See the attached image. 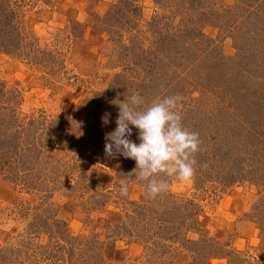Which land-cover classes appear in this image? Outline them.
I'll return each instance as SVG.
<instances>
[{"label":"rangeland","instance_id":"rangeland-1","mask_svg":"<svg viewBox=\"0 0 264 264\" xmlns=\"http://www.w3.org/2000/svg\"><path fill=\"white\" fill-rule=\"evenodd\" d=\"M182 1L134 0L129 7L126 0H22L25 55L38 59L0 50V103L6 117L37 132L45 146L40 160L25 151L14 162L0 150V264H149V246L134 235L128 217L134 205L155 199L135 179V161L109 157L104 149L105 135L117 127V103L140 95L150 105L162 89L153 86L156 78L182 98L183 127L202 144L191 180L164 178L166 193L193 221L178 235L194 245L168 242L174 251L158 258L167 264H264V5L205 0L209 17L201 24L203 9L182 3L177 10ZM187 24L199 28L197 46L183 38L171 44L167 27ZM186 46L188 53L181 52ZM169 53L177 65L165 70ZM183 54L201 58L185 64L206 68L201 85L208 82L209 90L197 87L200 73L193 68L194 75H184L196 91L180 93L184 84L175 81ZM166 97L173 95L158 100ZM199 104L207 118L193 114ZM29 179L40 187L28 189ZM122 183L127 196L120 195ZM162 209L153 204V216ZM60 232L67 235L63 250L56 245Z\"/></svg>","mask_w":264,"mask_h":264},{"label":"trees","instance_id":"trees-1","mask_svg":"<svg viewBox=\"0 0 264 264\" xmlns=\"http://www.w3.org/2000/svg\"><path fill=\"white\" fill-rule=\"evenodd\" d=\"M167 1H170V0H157L156 4L163 5ZM183 1H185V2H183ZM183 1L180 2V5L176 4L177 10H179V8H181L182 3L187 6L186 7L187 10H189V9L190 10H197L200 12V10L203 9V12L199 13L200 16L203 17L201 24H206V22H208L207 20H204V19L209 17V14H207L204 11L205 8L202 7L203 2L205 0H191V1L190 0H183ZM188 1H189V3H187ZM256 2H258V6L261 4L264 5V0H256ZM195 3H197V5L200 4L201 6H199L197 9H195L196 8ZM22 4H23L22 0H0V50L8 51V53H15V52L21 53V55H23L25 57L27 56V58H29V60H31V61L37 60L38 56L33 57V55L31 56V53H29V52L27 53V55H25L24 47H25V44H27L26 40H27V36L29 35V32H28L27 28L22 25L23 21H21L22 15H21V11H20V9L22 8L21 7ZM133 4H134V0H126V6L133 7ZM212 13H213V11H211V14ZM182 23H184V22H182ZM191 28H190L189 24L184 25V27H180V29H178V30H175L174 28H171V27H167V33H168L167 35L171 38L170 39L171 44H173V45H175L176 43L178 44V39L183 38V40H182L183 43H188V44L190 43V44H192L193 47L197 46V36L201 37L202 35L199 31V28H196V29H194V28L191 29ZM172 30L173 31L175 30V33L171 34L170 31H172ZM167 48L169 49V52L171 49H174L172 46L170 47V45ZM186 48L182 49L183 51H181V52L188 53V50L190 47L186 46ZM27 51H30V48ZM175 53L176 52H174L173 54H175ZM169 54L170 55H168V56L171 60L167 63H164L163 67L165 68V70L166 69L170 70V67L174 66L173 64L174 63L176 64V62H177V60H173L174 55H171V53H169ZM179 59L181 61L179 62L178 65L182 66V67H180L182 70L181 71L182 74L179 71L178 78L176 79L175 82H178V84H181V85L184 84L181 86L182 89H180V93L182 92L184 94H187V92L190 90V94H193L196 91V90H193V88H194L193 86H195L194 83H191L193 81L186 80V77L184 75V74L189 75V76L194 75L195 72H192L193 68L197 69L196 72L198 74L200 73L201 79H200V81L198 80L197 87L201 86L204 88L203 90H209V89H207V83L208 82L204 86L201 85L203 83V81H202L204 79L203 74L206 72V68H203V65H201V67H198V66L197 67H193V66L188 67L185 64V63L192 64L191 63L192 61L195 64L197 62H200L201 58L196 59L194 57V60H193V59H191L190 54H188L186 56H185V54H183L179 57ZM183 61H186V62H183ZM198 68H201V69H198ZM239 68L242 71H245L246 69H248L247 67L241 68L240 66H239ZM251 70L252 69L249 68L247 71H251ZM157 77L159 78V76H157ZM152 83H153L154 87H156V86L162 87L161 90L155 91L156 95L154 94V96H153L154 101L162 98V96H164V95H167V93H170L174 96L175 91H172L173 89H170L167 85H164L163 83H161V81L158 80L157 78L155 79V82L152 81ZM213 88H214V86H213ZM198 93L200 94L201 91L199 90ZM3 96H4V93L0 89V99H1V97L3 98ZM155 98H156V100H155ZM152 103H153V101H152ZM230 108H232V107H230ZM228 110H229V108H228ZM192 112L195 116H200L201 119H203L205 117L207 118V116H208V113H206L207 111L204 110L200 104L198 106H196L195 109L193 108ZM6 114H8L6 107L0 103V150L6 149L7 150L6 154L8 155L7 159L10 158L14 162L16 160L20 161L21 155L25 154V151H27L29 153L30 152L35 153L36 158L40 160L41 155L43 154V152L41 150L45 145L42 143V141L40 143H38V137L37 138L35 137L37 132L35 133L32 130H27V129H25V127H21L19 125V123L16 124V122L13 119H10V117H8V116L6 117L5 116ZM117 114H119V111H117ZM131 127L132 126H130V128ZM43 128H44V131H43ZM43 128H42L41 132H47L48 131L47 128H45V127H43ZM236 131H237V129H236ZM32 133H33V135L29 136ZM132 133L134 136L133 139H136V137L138 136V131L134 128V131H132ZM45 135H46V133H45ZM231 137H232V143L239 145V143L241 142L240 137L235 136V135H232ZM33 138H35L36 143H33V145H32V143L28 144V141L30 139H33ZM23 143L28 144L27 145L28 147H26V149H25V147H23ZM54 144L57 145V142H54ZM200 146H202L201 143H200ZM245 148L250 149L249 147H245ZM106 159H107V157H103V161L106 162V164H108L107 166L108 167L111 166V162L108 163ZM31 162L32 161H29V163H31ZM26 164H27V162H26ZM24 171H25V174L28 173V171H26V170H24ZM11 175L15 178V180L19 179L20 175H21L20 169L12 172ZM24 183L28 189H36V188L40 187L39 186L40 181L38 179H34V180L29 179L28 181L25 180ZM170 200H172V201H170ZM148 202L149 201L134 205L132 215H129V217H128L129 218V224L133 228L134 235L137 237L143 238L145 240V243L148 244V246H149L148 250L150 252V258H151L148 261L149 264H167L166 261H163L164 263L161 262L162 258L159 259L158 257L166 256L167 253H169L170 251L171 252L174 251V249H171L170 246L167 245L168 242H170L172 244L174 242H179L181 246L194 245V243L192 241L181 239L180 238L181 234L178 235L179 231L182 228L187 227L188 229H190L189 226L192 225L193 221H189L190 215L189 216L181 215L180 209L184 208L183 207L184 204L181 202L177 203L176 200L174 199V197L172 195L166 193V192L158 195L155 198V203L154 202L148 203ZM156 203H157V205L162 206L163 209H162V211L156 213L157 214L156 216H153L154 212L152 211V208H153V204H156ZM170 205H172L171 209H170ZM100 206H103V204L102 205L100 204ZM172 209L174 212H173V214H170L172 212ZM27 212L28 211H26V213L24 212V214H27ZM24 214H22V216ZM28 214H31V213L29 212ZM165 215H171L172 217L169 216L166 219V218H164ZM54 221L58 225L59 224L64 225V223H62L61 221H58V220H54ZM45 222L46 221L42 222V224H44ZM41 228L42 227L40 226L39 230H41ZM125 231H126V229H125ZM130 233L132 234L131 230H130ZM57 237H58L57 240H59V241L56 243V245L59 246L58 247L59 249L63 250L64 245H62V243H63L62 241H67V235H65V232L64 233L60 232L57 235ZM174 238H175V240H174ZM94 246H95V243L91 242V244L89 245V250L94 251V249H95V248H93ZM98 249H100V248H98ZM262 256H263L262 258L264 261V254Z\"/></svg>","mask_w":264,"mask_h":264},{"label":"clouds","instance_id":"clouds-1","mask_svg":"<svg viewBox=\"0 0 264 264\" xmlns=\"http://www.w3.org/2000/svg\"><path fill=\"white\" fill-rule=\"evenodd\" d=\"M181 99L166 97L145 105L142 96H127L117 103V127L105 135L106 155L135 161V179L146 184V194L153 199L169 189L165 177L187 182L194 176L193 157L200 150V140L197 133L183 127ZM129 126L138 131V144L130 139ZM128 192L127 183H122L120 195Z\"/></svg>","mask_w":264,"mask_h":264}]
</instances>
